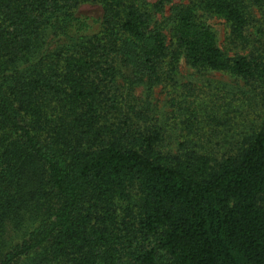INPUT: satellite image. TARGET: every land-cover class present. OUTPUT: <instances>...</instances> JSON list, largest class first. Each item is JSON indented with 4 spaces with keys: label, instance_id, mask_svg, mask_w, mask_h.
Masks as SVG:
<instances>
[{
    "label": "trees",
    "instance_id": "obj_1",
    "mask_svg": "<svg viewBox=\"0 0 264 264\" xmlns=\"http://www.w3.org/2000/svg\"><path fill=\"white\" fill-rule=\"evenodd\" d=\"M150 1L0 0V264H264V0Z\"/></svg>",
    "mask_w": 264,
    "mask_h": 264
},
{
    "label": "rangeland",
    "instance_id": "obj_2",
    "mask_svg": "<svg viewBox=\"0 0 264 264\" xmlns=\"http://www.w3.org/2000/svg\"><path fill=\"white\" fill-rule=\"evenodd\" d=\"M157 0H151L150 2H155ZM192 0H174L175 3H189ZM170 5H165V10L163 13L158 14L157 20L159 21V24H161V27L163 28L164 32L168 37L171 36V28H172V18L170 17ZM80 12L83 13L85 16H87L90 22L94 21V18L99 17L102 14V9L100 6L97 5H91V4H85L80 7ZM255 16L262 22H264V7L261 9L255 8ZM204 21L217 33L218 38V44L219 46L227 51L229 54H234L235 51L239 52L240 54L248 53V50L251 48L248 46L246 50L239 48L238 50L232 49L231 45L228 44V35L230 32V26L229 24L221 17L218 16H204ZM97 28V26H94ZM251 32L256 33V27L251 28ZM178 80L181 83H189L193 82L196 83L198 86L209 88V86H213L216 83L220 85L226 84L228 86H237V84H242L240 81H236V79L227 73L222 72H198L191 67H189L185 60H182L179 65ZM216 82V83H215ZM147 85L140 84L136 90L135 94L139 98H144L146 95V92L148 91ZM168 94L167 91L161 87L156 86L153 88V96L151 98V101L157 106L158 108V117L163 122L164 125L167 127H172V122L170 121L171 117V108L168 103ZM179 133L177 131L172 130L171 131V146L174 150L177 147V143L179 142Z\"/></svg>",
    "mask_w": 264,
    "mask_h": 264
}]
</instances>
